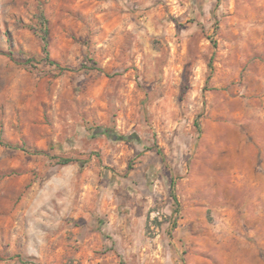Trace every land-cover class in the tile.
<instances>
[{
  "label": "rangeland",
  "instance_id": "1",
  "mask_svg": "<svg viewBox=\"0 0 264 264\" xmlns=\"http://www.w3.org/2000/svg\"><path fill=\"white\" fill-rule=\"evenodd\" d=\"M0 136V264H264V0H0Z\"/></svg>",
  "mask_w": 264,
  "mask_h": 264
},
{
  "label": "trees",
  "instance_id": "2",
  "mask_svg": "<svg viewBox=\"0 0 264 264\" xmlns=\"http://www.w3.org/2000/svg\"><path fill=\"white\" fill-rule=\"evenodd\" d=\"M37 18H38V22L40 24L41 38L43 40V55H42L41 59L43 61H45L46 63L53 65V66H56L62 70L66 69L65 67H63L59 63H57L53 58H51V56L49 54L48 47H47V35H48L47 19H46L45 15L41 9H40L39 13L37 14ZM28 59L31 60L30 58H28ZM89 60L92 61L91 67L100 70V68L97 66V63L92 58H89ZM212 60H213V54L209 57L208 62H207L208 68L210 70L212 69ZM195 126L198 127V124H195ZM92 133L95 135L104 134L107 137H112V138L117 139V140H130L131 139L130 135L118 134L109 128H100L99 127V128H96L95 130H93ZM0 144L4 145V146L12 147V148H20V149L26 150L24 145L19 146L18 144H12V143L6 142L1 136H0ZM35 151L41 152L39 150L38 151L35 150ZM58 161L61 164H66V163L71 161V158L63 157V158H59ZM171 188L172 189L170 191V195H171L172 199L174 200V203H177L176 196H175L174 191H173V179H171ZM149 223H154V224L159 225L161 222L157 219H152L151 222H149ZM173 224H175V222H173Z\"/></svg>",
  "mask_w": 264,
  "mask_h": 264
},
{
  "label": "built area",
  "instance_id": "3",
  "mask_svg": "<svg viewBox=\"0 0 264 264\" xmlns=\"http://www.w3.org/2000/svg\"><path fill=\"white\" fill-rule=\"evenodd\" d=\"M157 214H158V212H156L155 214H153V216H152V219H153V218H154V216H155V215H157ZM157 217H158V216H157ZM154 226H155V224H154V223H152V224H151V227L153 228Z\"/></svg>",
  "mask_w": 264,
  "mask_h": 264
}]
</instances>
